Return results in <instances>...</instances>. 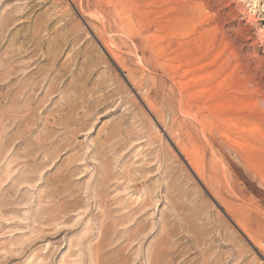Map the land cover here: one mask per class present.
Masks as SVG:
<instances>
[{
	"label": "rangeland",
	"instance_id": "1",
	"mask_svg": "<svg viewBox=\"0 0 264 264\" xmlns=\"http://www.w3.org/2000/svg\"><path fill=\"white\" fill-rule=\"evenodd\" d=\"M0 264H264V0H0Z\"/></svg>",
	"mask_w": 264,
	"mask_h": 264
},
{
	"label": "bare ground",
	"instance_id": "2",
	"mask_svg": "<svg viewBox=\"0 0 264 264\" xmlns=\"http://www.w3.org/2000/svg\"><path fill=\"white\" fill-rule=\"evenodd\" d=\"M180 110H181V109H180ZM180 113H181V117L183 118V120L189 121V120H188V116H187L184 112L181 111ZM201 136H203V137L206 138V137H207V134H206L205 132L202 131ZM188 137H190V138L192 137V138H193V135H190V136H188ZM206 139H207V138H206Z\"/></svg>",
	"mask_w": 264,
	"mask_h": 264
}]
</instances>
